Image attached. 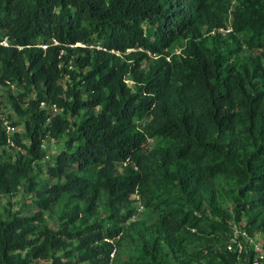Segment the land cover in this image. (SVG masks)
I'll return each instance as SVG.
<instances>
[{
  "label": "trees",
  "instance_id": "16d2710c",
  "mask_svg": "<svg viewBox=\"0 0 264 264\" xmlns=\"http://www.w3.org/2000/svg\"><path fill=\"white\" fill-rule=\"evenodd\" d=\"M238 1L0 0L28 138L0 123V198H26L0 214V264H238L231 222L264 239V0ZM93 40L121 55L71 47ZM136 191L153 221L127 224ZM125 240L135 259H112Z\"/></svg>",
  "mask_w": 264,
  "mask_h": 264
},
{
  "label": "rangeland",
  "instance_id": "374dc122",
  "mask_svg": "<svg viewBox=\"0 0 264 264\" xmlns=\"http://www.w3.org/2000/svg\"><path fill=\"white\" fill-rule=\"evenodd\" d=\"M233 1H234V6L239 5L238 0H233ZM222 37L225 40L227 39V35H225L224 33ZM179 51H180V48H176L174 53L179 54ZM243 53L245 56H248V55L257 56L261 54L262 52H259L258 50L249 51L244 48ZM19 93H20V90L18 87H15L14 89H12L11 87H8L5 85L0 86V107L2 109V112L5 114L3 115V113L0 112V123H1L3 130L6 131L7 136L10 137V141L13 135L17 134L21 142L27 143L28 138L26 137V133H25L24 119L15 115V113L13 112L11 108L12 102L10 101V96L16 97L18 96ZM6 119H8V121ZM11 123H15L17 126L12 127ZM43 145H44L46 152L48 153L50 157L54 156L59 150L63 148L61 143L55 140H51V139L50 140L46 139ZM12 146L14 147L15 145L9 143V146L6 145L2 147L0 151L1 152L2 151L13 152V150L10 151V148H12ZM41 169L45 170L44 168H41ZM24 197L25 196L22 194H18L14 197H1L0 198V214L3 215L5 210H8V209L12 211L20 209L22 207V203L26 199ZM143 218L147 219L148 221L154 220V217L150 214V212H147V211ZM55 223L57 224L56 220H55ZM135 247L136 245L133 240H125L123 241L120 247H116V255H118L119 258L122 259L123 261H130L131 259H135L136 257Z\"/></svg>",
  "mask_w": 264,
  "mask_h": 264
},
{
  "label": "built area",
  "instance_id": "2783aa9c",
  "mask_svg": "<svg viewBox=\"0 0 264 264\" xmlns=\"http://www.w3.org/2000/svg\"><path fill=\"white\" fill-rule=\"evenodd\" d=\"M230 31V30H228ZM54 45H59L56 41L53 43ZM0 45L8 47L9 44L7 40L1 41ZM47 44H41L39 47H41L43 50L47 48ZM72 48H84L88 49L90 51H98V52H106V53H112L115 55L120 56L121 53L117 52L115 50H110L108 47L100 40H93L91 43H76L75 45L71 46ZM19 50L22 49V47H18ZM64 53V51L62 52ZM68 67L72 69V62L69 61ZM8 87H11L12 89L15 88L14 85L8 84ZM44 103L42 104V107H44ZM52 115H57L61 113V109L55 105H50ZM50 120V119H49ZM148 122V119H144L140 122H138L139 129L143 128L144 125H146ZM150 141V140H149ZM137 200L138 210L137 213L132 217V221H136L139 219V217L144 213L145 209L142 206L140 202V198L138 196H135ZM230 236L229 240L227 242V250L237 254L238 256V264H264V239L262 236L255 235L251 236L249 232L247 231L245 225L243 222H231L230 225ZM246 258V259H245Z\"/></svg>",
  "mask_w": 264,
  "mask_h": 264
},
{
  "label": "clouds",
  "instance_id": "9594fccd",
  "mask_svg": "<svg viewBox=\"0 0 264 264\" xmlns=\"http://www.w3.org/2000/svg\"><path fill=\"white\" fill-rule=\"evenodd\" d=\"M228 30H230V31H228ZM220 32H221V33H224V34H227V33L231 32V28L221 29ZM130 51H133V50H129L128 52H130ZM149 56H151V57H153V58H157L156 55H152L151 53H149ZM167 60L169 61L170 58L167 57ZM126 82H127V83H130L131 81H126ZM145 119H146V118H145ZM147 119H148V122H147V123H149L150 118H147ZM143 120H144V119H143ZM137 124H138V122H137ZM144 126H145V125H144ZM144 126H143V127H144ZM138 130L142 132V131H143V128L139 129V126H138ZM149 140H150V141H149ZM152 143H153V140L150 139V138H147L146 143L143 145V151H144V153H148V152L151 150V148H152ZM127 164H128L127 162L124 163V166H127ZM136 169H137V168H136ZM118 172H119V173H122V172H121V169H120ZM135 196H138V197L140 198V202H141L142 206L144 207L145 211H144V213L139 217L138 220H136V221H132V220H131L132 217L137 213V210H138L137 200H136V197H135ZM133 201H134L135 212H134L133 215L128 219L127 224H131V223L138 222L140 219H142V218L144 217V215H145V213H146V211H147V209H146V207H145V205H144V203H143V201H142V198H141V196L139 195L138 191H136L135 194L133 195ZM111 242H112V241H111ZM115 252H116V250H115L114 253L111 255V258H112V259L114 258V254H115ZM111 264H112V263H111Z\"/></svg>",
  "mask_w": 264,
  "mask_h": 264
}]
</instances>
